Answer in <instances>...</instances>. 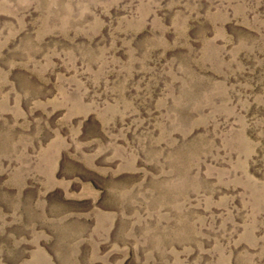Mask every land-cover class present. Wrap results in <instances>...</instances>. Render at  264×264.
<instances>
[{"label":"rangeland","instance_id":"1","mask_svg":"<svg viewBox=\"0 0 264 264\" xmlns=\"http://www.w3.org/2000/svg\"><path fill=\"white\" fill-rule=\"evenodd\" d=\"M0 264H264V0H0Z\"/></svg>","mask_w":264,"mask_h":264}]
</instances>
